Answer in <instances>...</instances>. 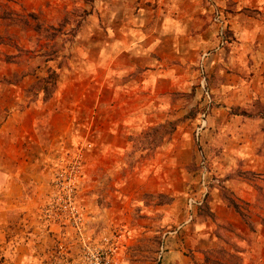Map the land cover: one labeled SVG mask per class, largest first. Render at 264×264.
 <instances>
[{"label": "rangeland", "instance_id": "1", "mask_svg": "<svg viewBox=\"0 0 264 264\" xmlns=\"http://www.w3.org/2000/svg\"><path fill=\"white\" fill-rule=\"evenodd\" d=\"M157 2L0 0V90L57 138L47 190L0 215V264H159L172 244L189 264H264V0L175 32ZM135 94L161 104L149 124L113 127Z\"/></svg>", "mask_w": 264, "mask_h": 264}, {"label": "crops", "instance_id": "2", "mask_svg": "<svg viewBox=\"0 0 264 264\" xmlns=\"http://www.w3.org/2000/svg\"><path fill=\"white\" fill-rule=\"evenodd\" d=\"M222 1L158 0L155 8L158 13L165 16L162 24L163 29L168 32H175L179 29L180 16L200 14L209 16L216 9H219L218 6L222 5ZM236 1L239 5H243L247 0ZM140 7L142 10L145 9L143 4ZM151 8H147L148 11H152ZM150 89L149 87L145 89L140 87V91H149ZM151 90L153 91L154 89ZM19 95V91L14 88H2L0 90V215L7 214V211L12 208L35 206L42 192L47 190V166L45 164L47 163V157L43 147L49 148L53 146L54 142H57L55 141V139L57 140L56 136L51 133L47 135L44 133L41 135L42 137L36 135V127L40 123V120L37 119L39 111L35 109L37 106L31 104L22 110L17 108L15 104L20 99ZM135 96L131 105H123L119 122H114L115 126L113 125V127H116L117 123L120 126H128L130 128L149 124L147 111L151 107L155 108L161 104L156 103L154 106L153 102L149 101L148 98H143L139 94H135ZM136 99L139 101H136ZM7 100H13V103L7 102ZM97 102H100L99 94L97 95ZM11 107H13L11 113L9 112L6 116V110L9 111ZM43 110L46 111L45 108ZM55 128H59V126L57 125ZM59 131L61 132L62 130ZM27 142L30 145L31 143L38 144L37 148H42V151H29L27 147H30V145L24 144H27ZM108 142L111 143L110 141ZM45 144H49V146H45ZM110 147L112 148V146ZM42 166L46 167L42 169ZM29 185L32 188L26 187ZM32 189V194H30L29 192ZM240 193L245 196L243 191ZM246 193V199H251L255 195L253 189ZM173 247L172 244L170 250L165 253L159 264H189L185 256Z\"/></svg>", "mask_w": 264, "mask_h": 264}, {"label": "built area", "instance_id": "3", "mask_svg": "<svg viewBox=\"0 0 264 264\" xmlns=\"http://www.w3.org/2000/svg\"><path fill=\"white\" fill-rule=\"evenodd\" d=\"M215 13H217V16L219 15L218 12H215ZM221 33H222V31H221ZM77 159H75V161H74V163H73V165L71 167V169H72V171L74 173H77L78 170H79V163L80 162ZM204 176H205V173L202 172L201 177H202V184L203 185L205 184ZM70 178H69V180H70ZM59 201H60V203L58 205L61 208V212H65L66 209H67L66 207H71V208H68V209L72 213H73V211H75V213H78L77 212V208H76L77 204L75 203V201L72 198V195L70 194L69 191L65 194V197L64 198H60ZM200 204H201V200H197V198L194 197L193 195L188 196V198H187V210H188L187 216L188 217H187V221L186 222L190 221L193 218V213H192L193 209L192 208L195 207L196 205H200ZM77 218L80 219L79 216ZM164 249H165L164 246H161L160 251H159V259H161L163 257L162 254L164 252Z\"/></svg>", "mask_w": 264, "mask_h": 264}]
</instances>
